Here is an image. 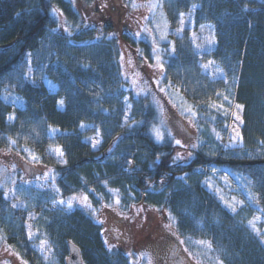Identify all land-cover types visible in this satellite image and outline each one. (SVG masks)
<instances>
[{
	"label": "trees",
	"instance_id": "trees-1",
	"mask_svg": "<svg viewBox=\"0 0 264 264\" xmlns=\"http://www.w3.org/2000/svg\"><path fill=\"white\" fill-rule=\"evenodd\" d=\"M78 3L0 0V144L26 170L0 177L4 242L27 264H71L72 246L80 264H132L123 250L107 247L97 220L119 197L123 213L140 203L164 211L203 264H264V0H168L169 14L195 5L196 26L213 25L216 46L206 57L225 73L211 79L188 39H178L172 53L164 44L163 84L180 89L197 113L198 147L184 165L174 164L177 145L169 133L155 137L156 104L148 95L135 96L123 77L110 16L99 0ZM125 36L137 50L148 49ZM30 67L35 81L46 77L56 89L32 82ZM234 104L243 105L242 140L230 147L225 140ZM95 134L98 148L88 141ZM39 165L55 173L48 180L58 193L32 185L31 171ZM214 172L242 174L259 202L248 198L233 211L208 184ZM75 192L87 195L89 209L54 205Z\"/></svg>",
	"mask_w": 264,
	"mask_h": 264
},
{
	"label": "rangeland",
	"instance_id": "rangeland-1",
	"mask_svg": "<svg viewBox=\"0 0 264 264\" xmlns=\"http://www.w3.org/2000/svg\"><path fill=\"white\" fill-rule=\"evenodd\" d=\"M71 1H73L76 7L79 6L78 0ZM99 2L102 9L106 11L115 25L113 35L118 38L121 52L122 74L134 95L137 97L148 95L156 104L160 114L159 131L169 133L174 139L181 140L185 146L194 143L197 144L195 142L196 127L194 117L183 112V109L191 104L180 89L168 88L165 92H160L159 87L155 83L156 80L160 79V72L152 66L155 64L154 54L152 52V48L155 46L153 44V37L156 38V44L161 49L159 54L164 65V44H169L171 50L173 46L172 42H174L175 48V43L178 39H188L194 51L199 55V63L203 71L211 79H225V73L219 67L220 65L213 59L206 57L216 46L213 25L202 24L196 26L195 5L188 11L180 12L176 16H173L168 12V0H99ZM153 5L155 7H152ZM86 9L88 10V14L94 18L95 8L90 5ZM181 14H183V23H181ZM157 25H160L159 29L156 27ZM145 28L150 30L151 35L143 31ZM177 29H180V31L178 32ZM161 32H166L167 36L165 40H160ZM136 33H140V35L137 36ZM126 34L137 40H143L146 46H148V49L145 52L139 49L138 51L137 47L135 48L127 39ZM210 36L215 37V44H209L207 42L206 37ZM145 57L147 58L146 60ZM204 65H207V67ZM32 74L33 68L30 67L28 76L32 82L36 84L43 82L51 90L56 89V85L48 78L42 77L38 81H35L32 78ZM133 80H136L139 86L148 89V92L138 95L137 87L133 86ZM160 87H166L163 84V79L161 80ZM128 107L130 114V103ZM237 113L241 117L240 120L236 119ZM241 127L242 108L238 109L237 105L234 104L227 138L225 140L226 146L234 147L241 144ZM234 128L239 133V138L235 141L232 140V137L235 135L233 132ZM88 141L93 148H98L101 139L98 134H95L90 136ZM195 150L191 147L177 146L174 153V164L184 165L189 163L195 157ZM60 151V148H54L51 153L61 163V159L63 158L59 155ZM189 152L192 153L191 157L188 156ZM178 153L182 154V158L177 156ZM11 158L7 150L0 144V177L3 181L8 176L13 175L16 170L26 172L23 167L16 166ZM31 172V175L35 178L32 185L40 189L49 188L54 191L55 185L52 184L53 181L48 180L53 179L50 167L39 165ZM216 175L217 172L210 174L208 184L212 189L217 191L224 203L227 201V204H225L230 208L232 206L237 207L242 205L248 198L250 202L253 200L255 204L259 202L257 194L249 188L242 174L227 172L223 175L219 174L220 177ZM73 195L83 197L86 194L83 192H75L65 198L59 197L57 201L67 200ZM14 201H12V204L14 203L15 205L14 207L19 208L17 205H21V201ZM54 205L63 207L64 209L66 208L67 210L71 209L66 204L54 203ZM88 205H90L89 199L87 200V205L81 204L79 201H74L72 207L77 206L89 209L90 207ZM258 208L257 212L260 215L262 204ZM28 216L35 217L36 214L32 213ZM97 220L103 227V238L107 247L123 250L130 257L132 264H163V261L166 260L165 255L170 252L169 248H172L174 245V249L178 247L176 252L185 257L187 264H203L183 245L182 240L170 223L167 214L162 210L146 207L140 203L134 205L129 212L123 213L119 210L117 204L114 203L111 206L102 207L97 215ZM26 227L28 232L27 236L29 237V233L31 232L30 224L26 225ZM42 249L45 251V245L42 246ZM170 254L175 258L174 250ZM179 260L181 261V259ZM0 264H27V262L22 260L8 247L2 236H0Z\"/></svg>",
	"mask_w": 264,
	"mask_h": 264
},
{
	"label": "snow or ice",
	"instance_id": "snow-or-ice-1",
	"mask_svg": "<svg viewBox=\"0 0 264 264\" xmlns=\"http://www.w3.org/2000/svg\"><path fill=\"white\" fill-rule=\"evenodd\" d=\"M152 7H155V5H153ZM53 11H55V9H53ZM181 23H183V14H181ZM156 27L159 29V28H160V25H157ZM201 27H203V26H201ZM143 31L148 32L149 35H151V32H150L149 29L145 28V29H143ZM177 31L179 32L180 29H177ZM136 35L139 36L140 33H136ZM166 36H167L166 32H161L159 38H160V40H165V39H166ZM206 40H207V42H208L209 44H215V37H214V36L206 37ZM172 43H173V46H172V49H171V50L174 52V51H175V48H174V42H172ZM153 44L155 45V46L152 48V52H153V54H154L155 64L152 65V66L155 67V68L160 72V79L156 80L155 83H156L157 86L159 87L160 92H165L168 88H171V83H169V85H167L166 87H160L161 80L165 78V77H164V73H165V65H164V62H163L162 59H161L160 54H159L160 51H161V49L159 48V45L156 44V38H155V37H153ZM197 47H199V45H197ZM146 59H147V58L145 57V60H146ZM210 63H211V62H210ZM204 66L207 67V65H204ZM132 83H133V86L137 87V94H138V95H139L140 93H147V92H148V89H146L145 87L139 86V85L137 84V81H136V80H133ZM125 99H127V98H125ZM154 99H155V98H154ZM225 99H227V97H225ZM58 103L62 105V104H63V101L61 100V101H59ZM211 107H213V108H216V107H222V105H219V106H218V105H216V104H212ZM237 108H238V109L243 108V105H237ZM183 112H184V113H187V114H190V115L193 116V117L197 115V113L194 111L193 105H188L186 108L183 109ZM14 118H15L14 116H10V117H9V119H14ZM236 119H237V120H240V119H241V117L239 116L238 113L236 114ZM82 126H83V125H82ZM52 131L55 132V131H57V130H56V129H52ZM213 131H214V130H213ZM233 132L235 133V135L232 137V140L235 141V140H237V139L239 138V133L236 132V129H235V128L233 129ZM155 137H156V139H157L158 141H160V140L163 139V136H162L161 132H160L158 129L155 130ZM97 142H98V141H97ZM174 143H175L177 146L191 147L192 149H196V148L198 147V145L195 144V143H194V144H191V145H189V146H185V145H183L182 141L179 140V139H175V140H174ZM59 155H60L61 157L63 156L62 151L59 152ZM191 155H192V153L189 152V153H188V156L191 157ZM177 156L182 158V154H180V153H178ZM33 159H36V157L33 156ZM61 162H62V163H66V161H64L63 159H61ZM129 163H130V162H129ZM213 171H216V169H213ZM52 175H53V179H54L55 173H52ZM45 178H47V177H45ZM54 191H56L57 193L59 192L58 189H54ZM5 195H7V193H5ZM253 198H255V197L253 196ZM233 199H234V198H233ZM87 200H88L87 195H85V196H83V197H79V196L73 195L72 197L68 198L67 200L53 201V203H59V204H61V205L66 204L68 208H71V207L73 206L74 201H79V203L84 204V205H87ZM119 202H120V201H119V197H117V199H116V203L119 204ZM225 203L227 204V201H225ZM88 206L90 207V205H88ZM232 210L235 211V207H234V206H232ZM250 223H251V222H250ZM253 227L255 228L254 225H253ZM31 237H32V233L30 232V233H29V238L31 239ZM42 243H43V242H42ZM201 243H204V242L201 241ZM209 246H210V242H209ZM220 264H222V261L220 262Z\"/></svg>",
	"mask_w": 264,
	"mask_h": 264
},
{
	"label": "flooded vegetation",
	"instance_id": "flooded-vegetation-1",
	"mask_svg": "<svg viewBox=\"0 0 264 264\" xmlns=\"http://www.w3.org/2000/svg\"><path fill=\"white\" fill-rule=\"evenodd\" d=\"M174 246L172 247V245H171L172 248H169L170 252H172L173 250L174 251L178 250V247H176V249H174ZM170 252L165 255L166 260L163 261V264H187L184 256L179 255V253L177 252V255H175V258H174V256L172 257V255H170ZM176 258H178V259L176 260ZM179 259H181V261L182 260L183 261L181 262Z\"/></svg>",
	"mask_w": 264,
	"mask_h": 264
},
{
	"label": "water",
	"instance_id": "water-1",
	"mask_svg": "<svg viewBox=\"0 0 264 264\" xmlns=\"http://www.w3.org/2000/svg\"><path fill=\"white\" fill-rule=\"evenodd\" d=\"M72 249V254L70 256V263L71 264H80L81 262V257H80V253H79V250L75 247H71Z\"/></svg>",
	"mask_w": 264,
	"mask_h": 264
}]
</instances>
